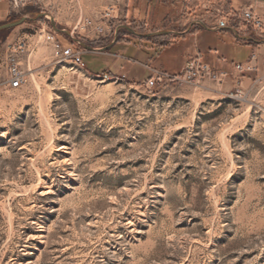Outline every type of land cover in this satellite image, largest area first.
I'll list each match as a JSON object with an SVG mask.
<instances>
[{"label":"rangeland","instance_id":"rangeland-1","mask_svg":"<svg viewBox=\"0 0 264 264\" xmlns=\"http://www.w3.org/2000/svg\"><path fill=\"white\" fill-rule=\"evenodd\" d=\"M109 4L37 0L1 22L29 16L0 31V59L28 44L22 87L0 66V264H264V85L242 96L209 79L149 87L171 33L122 25L177 29L135 27L125 4L114 31L81 29H113ZM51 30L87 70L56 56Z\"/></svg>","mask_w":264,"mask_h":264},{"label":"crops","instance_id":"crops-1","mask_svg":"<svg viewBox=\"0 0 264 264\" xmlns=\"http://www.w3.org/2000/svg\"><path fill=\"white\" fill-rule=\"evenodd\" d=\"M212 2L199 0L197 4L190 5L183 0H127L125 18L135 27L142 25L149 31L159 26L177 29L166 34L172 37H168L156 57L150 60V69L179 73L187 59L199 57L214 68L228 72L229 77L223 83L228 89L239 87L247 92L251 86L264 85V42L246 39L244 36L257 37L251 29L243 26L241 19L242 9L248 8L250 4L264 3V0H220L228 13L225 15L228 18L227 27L219 26V21L225 16H212L208 9ZM10 7L5 0H0V23L9 16ZM258 9L264 14V8ZM189 12L192 14L188 16ZM120 44L113 47V69L119 59L116 53L122 50ZM131 45L143 58L149 56L133 43ZM253 54L259 60L256 72L242 74L234 70L236 63L248 61Z\"/></svg>","mask_w":264,"mask_h":264},{"label":"built area","instance_id":"built-area-1","mask_svg":"<svg viewBox=\"0 0 264 264\" xmlns=\"http://www.w3.org/2000/svg\"><path fill=\"white\" fill-rule=\"evenodd\" d=\"M32 1L36 2L37 0H10V3L14 10H19L32 3ZM126 1L127 0H110V4L105 14L109 22L113 19V29L109 23H107V26L98 24L91 27V22L88 19H83L81 29L85 31L92 29L98 35H105L107 30H109V32L112 30L114 31V28L116 27L114 19L117 18L115 13L118 14L119 11L122 10V6ZM260 7L264 8V3H258L256 5L250 4L248 8L241 10L243 26L246 29H251L257 38L264 37V14L259 11L258 8ZM227 25L228 18L225 16L219 21V26L227 27ZM46 39L52 43L55 54L59 59L67 60L68 58H77L79 59V63L86 64L82 51L80 49H76L73 44L63 43V41L57 37L56 31L51 30L47 32ZM26 47H28L26 39H20V41L10 45L4 59H0V66H4L6 69L9 86L13 89L22 87L27 81V76L20 68L19 63L20 54L25 52ZM258 68V57L253 54L248 61L241 63V68H234V70L244 74L254 73L258 70ZM152 71L153 75L148 81L149 87H155L164 84L167 81L199 83L205 79L221 84L229 77L227 71L216 69L209 62L202 60L199 57H191L187 59L181 73H169L157 68H153ZM243 94V89L237 87L236 95L242 96Z\"/></svg>","mask_w":264,"mask_h":264},{"label":"water","instance_id":"water-1","mask_svg":"<svg viewBox=\"0 0 264 264\" xmlns=\"http://www.w3.org/2000/svg\"><path fill=\"white\" fill-rule=\"evenodd\" d=\"M45 17H48L50 18L51 20V23H52V26L54 27L55 30L57 31H62V32H65L69 35H71V32L68 31V30H65V29H60L58 28L56 25H55V22H54V19L53 17H51L48 13L44 12L42 13ZM29 18V16L27 15H23L21 18L19 19H15V20H11V21H8V22H3V23H0V31H3V30H6V29H10V28H13V27H16V26H19L21 24H23L27 19ZM122 27H125L129 30H131L133 33L139 35V36H154V35H160V34H166V33H171V32H174L172 29H166V30H158V31H154V32H148V33H141V32H136L133 28L127 26V25H122ZM120 28V27H119ZM118 28V29H119ZM117 29V30H118ZM115 36L117 37V32L115 34ZM115 37V38H116ZM246 39L248 40H253L255 42H258V43H262L264 42V38H254L252 36H244Z\"/></svg>","mask_w":264,"mask_h":264},{"label":"bare ground","instance_id":"bare-ground-1","mask_svg":"<svg viewBox=\"0 0 264 264\" xmlns=\"http://www.w3.org/2000/svg\"><path fill=\"white\" fill-rule=\"evenodd\" d=\"M68 59L71 60L75 65H77L81 69H85L86 68V64L79 63V59H77V58H68ZM234 68H241V63H236L234 65ZM181 72L182 71H180L179 73H181Z\"/></svg>","mask_w":264,"mask_h":264}]
</instances>
